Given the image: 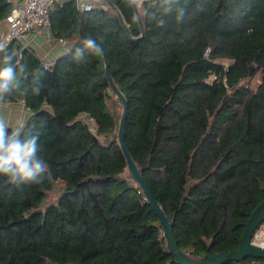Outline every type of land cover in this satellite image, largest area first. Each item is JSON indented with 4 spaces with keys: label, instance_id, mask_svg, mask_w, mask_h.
I'll list each match as a JSON object with an SVG mask.
<instances>
[{
    "label": "trees",
    "instance_id": "trees-1",
    "mask_svg": "<svg viewBox=\"0 0 264 264\" xmlns=\"http://www.w3.org/2000/svg\"><path fill=\"white\" fill-rule=\"evenodd\" d=\"M107 1L115 10L101 1L106 8L80 12L81 39L74 0L53 4L51 29L70 49L51 65L16 41L0 52L26 66L20 78L28 89L0 104L23 102L22 137L39 136L51 173L19 187L0 177V264H177L157 216L126 178L102 57L73 59L86 38L102 43L127 100L125 145L173 222L180 250L203 256L237 249L264 199V0H181L179 20L164 15L159 0ZM11 6L0 0V23ZM41 69L36 96L29 86ZM53 178L63 187L47 204Z\"/></svg>",
    "mask_w": 264,
    "mask_h": 264
},
{
    "label": "clouds",
    "instance_id": "clouds-1",
    "mask_svg": "<svg viewBox=\"0 0 264 264\" xmlns=\"http://www.w3.org/2000/svg\"><path fill=\"white\" fill-rule=\"evenodd\" d=\"M160 10L164 15L175 13L176 18L182 19L185 15V6L181 0H159ZM163 23V21H160ZM82 47L77 48L73 59L84 62L89 53L102 55L104 48L96 39L86 38ZM4 48L0 45V52ZM27 71L26 66L16 59L15 53H7L0 58V101L14 91L27 92L22 89L21 76ZM46 69L32 75L30 88L33 95L39 96L43 90L42 77ZM24 79H27L25 76ZM41 145L38 135L22 137L18 128L10 129L5 120L0 117V177H6L8 182L19 187L27 184H41L51 178L49 164L40 155Z\"/></svg>",
    "mask_w": 264,
    "mask_h": 264
},
{
    "label": "water",
    "instance_id": "water-1",
    "mask_svg": "<svg viewBox=\"0 0 264 264\" xmlns=\"http://www.w3.org/2000/svg\"><path fill=\"white\" fill-rule=\"evenodd\" d=\"M78 1L79 0H74V3L78 19L79 38L81 39L80 9L78 6ZM101 1H104L108 6L115 10V7L109 1ZM135 12L138 25L141 32L143 33V25L137 9ZM120 23L123 24L121 18ZM126 29L127 28L125 27V30ZM100 56L102 57L104 62V73L110 89L108 91V95L112 97V100H117L121 104L120 111L116 112L117 126L114 138L125 161L126 178L136 184L140 193L147 201V203L151 206L152 210L157 216L158 224L162 231L165 248L170 254L174 256L175 262L177 264H226L229 262H243L246 258L258 259L264 262V248L253 245L250 242L253 233L261 224L264 223V199L254 208V210L249 215L245 223L244 230L239 240L237 249L230 252H219L213 255L205 254L203 256L192 255L179 249L172 230L173 222L168 219L161 206L153 198L149 187L143 179L141 167L135 162L125 145L124 133L125 119L127 115V100L111 78L104 53Z\"/></svg>",
    "mask_w": 264,
    "mask_h": 264
},
{
    "label": "crops",
    "instance_id": "crops-1",
    "mask_svg": "<svg viewBox=\"0 0 264 264\" xmlns=\"http://www.w3.org/2000/svg\"><path fill=\"white\" fill-rule=\"evenodd\" d=\"M20 0H8L11 4ZM70 0H55L54 5L62 6ZM79 4H87L91 7L97 5L105 7L100 0H79ZM75 6V3H74ZM107 7V6H106ZM82 10H80L81 12ZM5 31L4 20L0 23V39ZM24 48L31 49L38 56L42 63L45 65H51L57 61L61 56L67 53L70 49V44L66 41L59 42V38L56 37L52 31L51 26L49 28H36L32 30L22 41ZM29 115V111L25 108L23 102L0 104V117L10 126V129H20L26 122Z\"/></svg>",
    "mask_w": 264,
    "mask_h": 264
},
{
    "label": "built area",
    "instance_id": "built-area-1",
    "mask_svg": "<svg viewBox=\"0 0 264 264\" xmlns=\"http://www.w3.org/2000/svg\"><path fill=\"white\" fill-rule=\"evenodd\" d=\"M55 0H20L12 4L11 9L4 19L5 31L0 39V45L7 46L10 42L21 43L32 30L36 28H49L51 26L50 11ZM82 11H90L92 7L79 4ZM59 42H63L59 39ZM22 48H24L22 46ZM208 54V50L206 52ZM20 58V56H19ZM47 66V65H46ZM225 69L227 66L224 67ZM215 80L214 75L211 76ZM251 244L264 248V223L253 233Z\"/></svg>",
    "mask_w": 264,
    "mask_h": 264
},
{
    "label": "rangeland",
    "instance_id": "rangeland-1",
    "mask_svg": "<svg viewBox=\"0 0 264 264\" xmlns=\"http://www.w3.org/2000/svg\"><path fill=\"white\" fill-rule=\"evenodd\" d=\"M137 4H139V3L137 2ZM104 8H106V6ZM16 44L19 45L20 47L22 46L21 43H19V42H17ZM219 64L225 67V66H228L229 62L226 59H221V60H219ZM258 80H259V75H257L252 80L251 86L254 87L258 83ZM211 81H213V80H212V77L210 76L206 80V83L209 84ZM110 103H112V105H113L112 106V110L115 112V114H116V112L120 111L121 107H120V104L118 103L117 100H112V97H110ZM82 120L87 123V125L91 129V131L95 132L94 131V125L91 123V121L88 118L82 117ZM53 182L55 184V187H54V190L49 193V195H48V197L46 199L47 204L48 203H51V202H54L55 200H57V198H58V196L60 194V190L63 187V182H62L61 179H59V178H53Z\"/></svg>",
    "mask_w": 264,
    "mask_h": 264
}]
</instances>
